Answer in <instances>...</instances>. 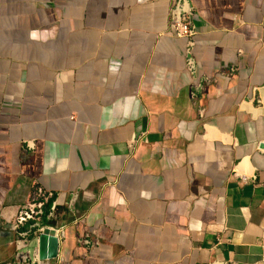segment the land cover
<instances>
[{
  "label": "crops",
  "instance_id": "obj_1",
  "mask_svg": "<svg viewBox=\"0 0 264 264\" xmlns=\"http://www.w3.org/2000/svg\"><path fill=\"white\" fill-rule=\"evenodd\" d=\"M189 2L195 76L172 0H0V264L38 189L44 264H264V0Z\"/></svg>",
  "mask_w": 264,
  "mask_h": 264
},
{
  "label": "built area",
  "instance_id": "obj_2",
  "mask_svg": "<svg viewBox=\"0 0 264 264\" xmlns=\"http://www.w3.org/2000/svg\"><path fill=\"white\" fill-rule=\"evenodd\" d=\"M172 2L169 14V34L176 39H184L187 42V70L192 76H195L197 70V64L193 56L195 37L197 36V29L193 22L195 13L189 0H172ZM243 182H247V179H243ZM76 197L69 203V209L72 213H74L72 210L74 209ZM53 198L38 189L28 206L19 212L11 223V228L16 234L15 255L11 261L4 264H44L46 262L45 260L41 261L39 258V246L31 250L30 244L32 240L37 241L39 244L40 236L45 228L53 229L59 242L64 237L62 229L59 230L44 225L45 219L47 221L55 219L56 205L53 200L51 202ZM82 242L85 245L91 244L86 237ZM261 259L264 262V247Z\"/></svg>",
  "mask_w": 264,
  "mask_h": 264
},
{
  "label": "water",
  "instance_id": "obj_3",
  "mask_svg": "<svg viewBox=\"0 0 264 264\" xmlns=\"http://www.w3.org/2000/svg\"><path fill=\"white\" fill-rule=\"evenodd\" d=\"M59 241L56 232L45 228L39 239V258L41 261L51 260L58 256Z\"/></svg>",
  "mask_w": 264,
  "mask_h": 264
},
{
  "label": "trees",
  "instance_id": "obj_4",
  "mask_svg": "<svg viewBox=\"0 0 264 264\" xmlns=\"http://www.w3.org/2000/svg\"><path fill=\"white\" fill-rule=\"evenodd\" d=\"M53 199H51V202H52Z\"/></svg>",
  "mask_w": 264,
  "mask_h": 264
}]
</instances>
